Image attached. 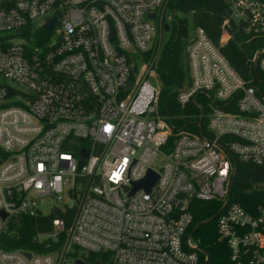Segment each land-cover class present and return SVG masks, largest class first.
I'll list each match as a JSON object with an SVG mask.
<instances>
[{
	"label": "built area",
	"instance_id": "obj_1",
	"mask_svg": "<svg viewBox=\"0 0 264 264\" xmlns=\"http://www.w3.org/2000/svg\"><path fill=\"white\" fill-rule=\"evenodd\" d=\"M167 3L0 0V234L21 217H52L34 236L46 253L0 250V264H197L196 201L216 203L215 233L232 264H264V205L250 215L229 200L235 161L264 165V44L245 77L219 50L233 32L264 40V0H224L217 44L192 30L175 97L185 113L172 120L157 113L146 80L176 25ZM37 30L45 36H30ZM148 172L149 190H133ZM253 188L264 192V181Z\"/></svg>",
	"mask_w": 264,
	"mask_h": 264
},
{
	"label": "trees",
	"instance_id": "obj_2",
	"mask_svg": "<svg viewBox=\"0 0 264 264\" xmlns=\"http://www.w3.org/2000/svg\"><path fill=\"white\" fill-rule=\"evenodd\" d=\"M224 8V0H168L167 9L174 13L176 25L172 27L174 32L164 37L152 66V74L159 83L156 99V110L159 115L172 120L185 113L175 102L177 92L187 84L184 47L190 39L192 30L197 27L203 29L206 36L217 44L220 25L225 18ZM39 35L45 36L41 30L30 34L33 38ZM22 38L28 42V30L22 34ZM263 44L264 40L245 43L238 32H233L231 40L219 47V50L233 69L245 77L246 59L254 49ZM263 181L264 165L253 166L235 161V175L229 200L237 203L246 213L256 215L257 207L264 205V192L254 189L253 186ZM193 206L192 222L196 226L193 236L196 238L198 248L206 257L204 261L203 255H198L197 264H232L225 244L215 233L216 203L196 201L193 202ZM51 219L50 216L19 218L16 224L8 225L7 231L0 234V250L46 253L48 249L45 245L48 242L37 243L34 236L48 232ZM68 220L66 218V222Z\"/></svg>",
	"mask_w": 264,
	"mask_h": 264
},
{
	"label": "clouds",
	"instance_id": "obj_3",
	"mask_svg": "<svg viewBox=\"0 0 264 264\" xmlns=\"http://www.w3.org/2000/svg\"><path fill=\"white\" fill-rule=\"evenodd\" d=\"M115 128H116V125H114L111 122H107V123H104V125H103V132L110 136L115 131ZM61 159L70 161L71 156L68 154H65V153H61ZM126 166H127V159L125 158L123 160V162L120 163L119 167L111 172L109 179L113 182L118 183L122 179V174L126 170ZM35 170L37 173H44L45 172V164L42 161H38L35 164ZM32 179H35V177H33ZM60 179H61L60 176H56V177H54V182H58V181H60ZM41 186H42L41 183H37L38 188Z\"/></svg>",
	"mask_w": 264,
	"mask_h": 264
},
{
	"label": "water",
	"instance_id": "obj_4",
	"mask_svg": "<svg viewBox=\"0 0 264 264\" xmlns=\"http://www.w3.org/2000/svg\"><path fill=\"white\" fill-rule=\"evenodd\" d=\"M226 13V11H224V14ZM53 21H54V18H51L42 28H43V30H45V31H47V32H50L51 31V29H52V24H53ZM167 30H168V28H167V26H164L163 27V31L164 32H167ZM20 32V30H17V33H19ZM132 70H134V68L132 69ZM82 155H86V153L85 152H82ZM79 165H81V163L79 164ZM155 181V175L154 174H152L151 172H148L147 173V175H146V177L141 181V182H139V183H136V184H134L133 185V190H135V189H138V188H140V189H143L144 191H148L149 190V188L151 187V185L153 184V182ZM54 213H56V210L54 211ZM0 217H1V219L3 220L4 218H5V215L2 213V212H0ZM214 217H212V219H213ZM209 221V220H208ZM207 221V222H208ZM204 255V254H203ZM26 257H28V254H26ZM75 264H83L82 262H80L79 260H76L75 261ZM95 264H98V263H95Z\"/></svg>",
	"mask_w": 264,
	"mask_h": 264
},
{
	"label": "rangeland",
	"instance_id": "obj_5",
	"mask_svg": "<svg viewBox=\"0 0 264 264\" xmlns=\"http://www.w3.org/2000/svg\"><path fill=\"white\" fill-rule=\"evenodd\" d=\"M40 23V20H37L36 21V24H39ZM167 35L168 34H165V36L164 37H167ZM163 37V38H164ZM12 39V41L13 42H15V41H19V38L18 37H12L11 38ZM146 80L154 87V88H158L159 87V83H158V81H157V79H156V77L155 76H153V74H149L147 77H146ZM17 87V89H19V90H24V88H22L21 86H16ZM191 242L192 243H194V237L193 238H191Z\"/></svg>",
	"mask_w": 264,
	"mask_h": 264
}]
</instances>
